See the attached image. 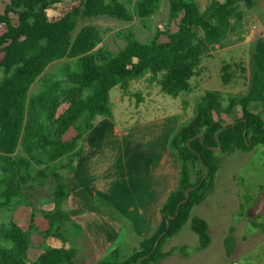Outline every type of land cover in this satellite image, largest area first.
I'll use <instances>...</instances> for the list:
<instances>
[{"label":"trees","instance_id":"16d2710c","mask_svg":"<svg viewBox=\"0 0 264 264\" xmlns=\"http://www.w3.org/2000/svg\"><path fill=\"white\" fill-rule=\"evenodd\" d=\"M164 4L165 0H10L0 9V215L12 213L16 206L29 210L24 220L10 216L9 223H0V264H87L84 232L65 207L66 174L83 155L84 136L96 118L113 116L110 91L118 87L127 94L133 82L150 76L169 96L190 93L203 59L224 49L228 34L236 30L232 21L240 19V6L253 9L256 0H209L204 9L197 0H167L163 26L147 37L132 30L120 32L124 45L115 52L99 47L107 32L98 26L78 30L81 21L100 18L147 25ZM229 69H222L224 86L233 77ZM247 87L244 94L228 99L220 91L205 94L193 118L172 138L181 164L180 181L162 206L159 226L127 258L122 259L117 248L93 264H136L146 256L139 264H157L175 251L164 252V246L189 221L199 238L197 249L209 247L208 223L192 217V210L215 190L217 150L247 153L264 144L261 112L250 110L252 104L264 109V40L252 53ZM237 111L240 118H234ZM49 182L54 208L40 211L48 224L41 231L33 199ZM198 185L181 204L186 191ZM234 232L231 227L223 242L229 259L235 249ZM51 239L60 245L48 243Z\"/></svg>","mask_w":264,"mask_h":264},{"label":"crops","instance_id":"0c3cea01","mask_svg":"<svg viewBox=\"0 0 264 264\" xmlns=\"http://www.w3.org/2000/svg\"><path fill=\"white\" fill-rule=\"evenodd\" d=\"M182 97L183 94L173 97L171 103L162 100L160 108L166 110L162 113L124 124H119L113 116L98 117L93 129L84 136V153L74 163V171L66 174V179L68 210L72 212L71 219L84 232L82 241L86 261H101L117 248L129 247L134 251L140 241L159 226L162 206L168 195L177 190L180 181L181 164L172 146V138L178 127L193 118L196 108V104L190 101L183 102ZM122 102V98L117 99L118 104ZM146 104L150 105L149 100L140 99L134 111L138 113L139 109L147 107ZM240 117L241 112L234 116ZM234 118L227 119V123ZM219 173L220 167L211 195L219 188ZM231 179L229 189L225 186L224 190L239 206V225L242 224L241 228L227 226V234L231 227L235 228V249L229 259L223 244L219 258L224 256V264H240L239 258L246 260V264H264V223L258 222L264 210H257L254 216L248 213L254 210L252 204L257 198H264V188L250 196L239 190L235 177ZM196 207L192 210V217L207 221L212 238L220 225H211L205 215H195ZM244 223L254 228L248 235L240 233ZM225 237L226 234L222 237L223 242ZM173 238L165 244L164 252L175 251L157 264L197 259H207L205 264H212L213 239L208 248L198 250L199 242L171 245L169 241Z\"/></svg>","mask_w":264,"mask_h":264},{"label":"rangeland","instance_id":"374dc122","mask_svg":"<svg viewBox=\"0 0 264 264\" xmlns=\"http://www.w3.org/2000/svg\"><path fill=\"white\" fill-rule=\"evenodd\" d=\"M9 1L10 0H0L1 11ZM197 1L202 9L209 3V0ZM238 11L241 13L240 19L232 21L236 30L228 34L224 49L214 51L203 59L199 75L191 80L193 92L191 91L192 94L191 92L190 94L184 93L183 96L187 97V99L183 100L185 98L182 97L183 102L190 101L197 106L208 91H220L225 99L233 95H242L247 91L252 53L254 52L256 44L260 40H264V0H256V6L253 9H248L242 5ZM168 12L169 6L167 0H165V4L161 11L151 19L147 25H144L139 20H135L132 23H122L107 18H100L81 21L78 30L88 24L98 26L103 31L107 32L104 41L99 47L105 46L109 50L115 52L124 45V40L119 35L120 32L132 30L139 37L151 36L158 28H161L167 22ZM177 24V22L172 24L173 31L176 30ZM62 63H64V61L52 65L50 70H54ZM225 66H230L228 72L233 76L227 86H224L221 79L223 75L222 69ZM33 89H37V86L35 85ZM109 97L113 118H115L114 120L119 124L162 113L166 110H164L165 108H160L161 101L165 100L171 103L174 100L173 97L163 93L157 82L152 81L150 76L133 82L127 94L123 93L118 87L112 89ZM118 98H122L123 102L118 104ZM140 99L149 100L150 105L146 104V108L139 109L138 113H136L134 107L135 104L139 105ZM170 106L173 108V105ZM250 110L258 113L261 112L264 120V109L260 111L261 108H259L258 105L252 104ZM190 113L192 114L191 111ZM237 115H240L239 111H237ZM216 155L220 160L219 188L214 195L208 197L204 205L196 207L194 214L205 215L211 225H220L218 231L216 234H213L212 237L215 249L210 259L212 260V264H224L226 260L224 256L219 258V252L222 251L223 248L222 237L224 234L227 235V226L241 228L240 225L242 224L239 225L241 221L238 209L239 206L235 204L233 198H230V196L226 194L224 188L227 186L229 189L228 185L232 177L238 180L239 183L237 184L239 190L246 194H250V196L255 195L259 188H264V144L257 145L252 151L247 153L233 152L224 154L221 153L220 150H217ZM51 192L52 183L49 182L44 187L37 189L33 199L35 202V209L38 211L36 225L41 231L47 229L48 224L40 211H49L54 208ZM252 206H254V210H247L250 216L256 215L257 210H264V198H257ZM65 207L68 209V201L65 203ZM28 214V209L22 206H16L12 213L8 211H3L1 213L0 223H9L10 216L15 220L21 221L24 220ZM258 222L260 224L264 223V214L259 218ZM224 227H226L225 230H223ZM253 229L254 228L250 224L244 223L240 233L248 235ZM38 238L39 237H36V240H38ZM169 242L171 245H183L184 243H190L192 245L198 244L199 238L191 229V221H189L179 234ZM48 243L51 245H60L59 242L53 241L52 239L49 240ZM121 250L122 259L127 258L133 253L129 247H123ZM84 257H86V255ZM206 260L207 259L204 261L197 259L191 262L171 261L169 264H205V262H207ZM238 261L240 264H246V260L242 258H239ZM94 262L89 260L87 264H93Z\"/></svg>","mask_w":264,"mask_h":264},{"label":"water","instance_id":"95a60500","mask_svg":"<svg viewBox=\"0 0 264 264\" xmlns=\"http://www.w3.org/2000/svg\"><path fill=\"white\" fill-rule=\"evenodd\" d=\"M248 143H249V145H252V137H251V136H250L249 139H248ZM219 150H221V148H219L218 151H219ZM206 177H208V174L205 175V178H206ZM205 178H203L202 181H203ZM198 187H199V185L196 186V187H194V188H190V189H188V190L186 191V199H185V201L182 202L181 204L187 202V201H188V193L191 192L192 190L197 189ZM181 204H180V205H181ZM180 205H179L178 209L180 208ZM170 218H173V217H170ZM160 239H161V237L159 238V240H160ZM159 240L157 241V243H156V245H155V248L157 247V245H158V243H159ZM147 258H148L147 256L144 257V258H141L136 264H139L142 260L147 259Z\"/></svg>","mask_w":264,"mask_h":264},{"label":"built area","instance_id":"2783aa9c","mask_svg":"<svg viewBox=\"0 0 264 264\" xmlns=\"http://www.w3.org/2000/svg\"><path fill=\"white\" fill-rule=\"evenodd\" d=\"M231 264H238L237 262H232Z\"/></svg>","mask_w":264,"mask_h":264}]
</instances>
